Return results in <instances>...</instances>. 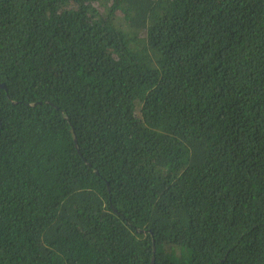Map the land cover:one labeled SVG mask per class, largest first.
Returning a JSON list of instances; mask_svg holds the SVG:
<instances>
[{
	"label": "trees",
	"instance_id": "obj_1",
	"mask_svg": "<svg viewBox=\"0 0 264 264\" xmlns=\"http://www.w3.org/2000/svg\"><path fill=\"white\" fill-rule=\"evenodd\" d=\"M0 264H264V0H0Z\"/></svg>",
	"mask_w": 264,
	"mask_h": 264
}]
</instances>
